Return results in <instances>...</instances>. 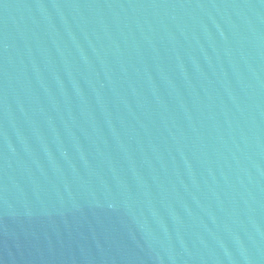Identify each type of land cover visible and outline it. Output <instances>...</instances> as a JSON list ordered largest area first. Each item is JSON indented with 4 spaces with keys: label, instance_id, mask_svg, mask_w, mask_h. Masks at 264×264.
<instances>
[{
    "label": "water",
    "instance_id": "1",
    "mask_svg": "<svg viewBox=\"0 0 264 264\" xmlns=\"http://www.w3.org/2000/svg\"><path fill=\"white\" fill-rule=\"evenodd\" d=\"M0 264H264V0H0Z\"/></svg>",
    "mask_w": 264,
    "mask_h": 264
}]
</instances>
